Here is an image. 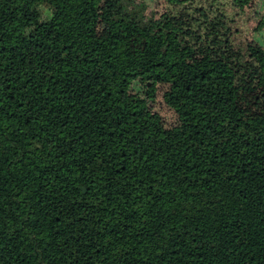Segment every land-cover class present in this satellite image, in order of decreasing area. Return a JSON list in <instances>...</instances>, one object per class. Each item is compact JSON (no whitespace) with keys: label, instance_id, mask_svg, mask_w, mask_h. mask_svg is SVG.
<instances>
[{"label":"trees","instance_id":"trees-1","mask_svg":"<svg viewBox=\"0 0 264 264\" xmlns=\"http://www.w3.org/2000/svg\"><path fill=\"white\" fill-rule=\"evenodd\" d=\"M166 4L0 0V264H264V45Z\"/></svg>","mask_w":264,"mask_h":264},{"label":"rangeland","instance_id":"rangeland-1","mask_svg":"<svg viewBox=\"0 0 264 264\" xmlns=\"http://www.w3.org/2000/svg\"><path fill=\"white\" fill-rule=\"evenodd\" d=\"M226 3V9L235 14L234 26L237 29V34L234 36L236 41L241 43H253L258 45H264V27L258 29L259 17L258 12L264 14V2L261 5L260 0H255L245 7V14L235 11V6L232 0H222ZM138 2V0H137ZM148 8L146 10L147 17H157L164 9H166V0H146ZM252 13V14H251ZM100 26L103 27L104 23H100ZM136 93L143 98L144 94L141 89L136 88Z\"/></svg>","mask_w":264,"mask_h":264},{"label":"crops","instance_id":"crops-1","mask_svg":"<svg viewBox=\"0 0 264 264\" xmlns=\"http://www.w3.org/2000/svg\"><path fill=\"white\" fill-rule=\"evenodd\" d=\"M134 3L136 2V1H133Z\"/></svg>","mask_w":264,"mask_h":264}]
</instances>
